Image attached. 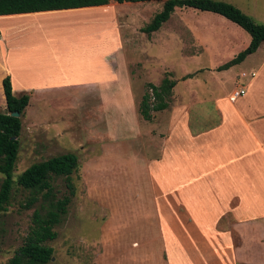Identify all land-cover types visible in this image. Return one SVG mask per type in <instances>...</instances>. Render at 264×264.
<instances>
[{
	"label": "rangeland",
	"instance_id": "374dc122",
	"mask_svg": "<svg viewBox=\"0 0 264 264\" xmlns=\"http://www.w3.org/2000/svg\"><path fill=\"white\" fill-rule=\"evenodd\" d=\"M212 1L229 5L237 1L242 8L245 4V0ZM107 6L102 12L95 13L106 18L112 15V26L117 29L120 39H106L103 46L107 44L108 48L115 40L119 41V50L125 54L120 53L113 59L116 75L107 89L113 92L110 102L114 103L113 108L105 107L104 102L99 105L95 96L87 93L90 87L86 85L96 82L102 88L104 84L101 82L108 75L101 66V56L82 51L85 45L96 42V39L79 38L83 32L80 23L85 20V15L18 16L29 20L31 33L18 41L17 46L22 43V48L17 49L23 50L15 54L20 55L17 58L33 55L41 62L29 72L18 71L12 63L13 72L21 76L24 83L39 82L41 72L54 75L63 66V75L58 76V80L76 82V88L65 86L47 93L26 92L28 104L20 117L13 179L29 165L62 154L74 155L78 163L76 172L71 175L74 196L70 198L66 214L54 228L56 238L47 243L53 249L52 260L47 264L129 261L132 260L129 254L126 256L130 258H127L122 252L126 239L132 243L145 241V258H151L156 250L151 242L155 237L148 239L145 235L154 234L160 226L155 220L151 194L155 177L145 160L156 158L152 141L155 127L152 123H144L138 116L139 95L147 90L148 83L157 85L166 74H171L167 78L177 80L182 73H189L197 67L196 64H207L205 59L187 62L182 58L180 51L185 46V29L187 36L194 39L199 37L197 28L208 26L216 32L220 29L213 22L208 24L210 20L202 16L204 12L176 8L156 32L145 35L141 28L160 10L161 2H109ZM49 15H56L57 19L52 21ZM89 17L87 19L101 16ZM5 50L4 43L0 42V53ZM238 72L234 68L223 76L219 84L223 93L231 91L233 78ZM126 73L132 89L129 92L124 87ZM202 80H206V76L196 77L199 84ZM13 84L11 92L16 97L20 84L17 81ZM184 88L182 82H176L177 90ZM82 93L88 96H81ZM3 112L0 79V113ZM168 175L169 169L164 168L157 178L164 181ZM1 179L0 176V182ZM52 186L56 198L67 194L62 178L55 179ZM162 188L161 192L167 190L163 185ZM26 196V191L13 185L6 211L0 214V264H7L27 232L35 207L21 208ZM158 253L157 258H160Z\"/></svg>",
	"mask_w": 264,
	"mask_h": 264
},
{
	"label": "crops",
	"instance_id": "0c3cea01",
	"mask_svg": "<svg viewBox=\"0 0 264 264\" xmlns=\"http://www.w3.org/2000/svg\"><path fill=\"white\" fill-rule=\"evenodd\" d=\"M237 3L230 5L256 24L264 25V0H245L244 8ZM105 8L108 6L0 16V42L6 47L0 53V79L2 75L8 76L11 87L17 81L18 96L47 93L65 86L76 88V82L58 80L63 75V66L54 75L41 72L39 82L24 83L10 64L14 63L18 71L29 72L41 62L33 55L17 58L20 55L15 53L23 50L17 49L22 48V43L17 46L18 41L31 33L29 20L18 16L79 13L85 15L79 38L96 39L82 47V51L101 56V66L108 75L101 82L102 88L96 82L86 85L90 87L87 93L95 96L99 105L104 102L109 104L105 107L113 108L114 103H110L113 92L107 89L116 75L113 59L123 52L116 40L108 48L107 44L103 46L106 39H120L112 26V15L106 18L95 13ZM204 13L202 16L210 20L208 24L213 22L220 29L216 32L208 26L197 28L196 39L189 38L185 29V46L180 52L187 62L205 59L207 64H196L191 72L173 80L174 86L165 101L167 107L152 113L149 121L143 120L155 127L152 141L156 158L145 162L155 177L151 194L155 220L160 226L154 234L145 236L155 237L151 242L160 258L154 251L146 259L145 241L132 243L126 239L122 252L132 260L97 264H264V41L239 64L219 70L218 67L246 48L250 38L223 17ZM97 15L101 17L87 19ZM48 17L52 21L57 19L56 15ZM234 68L239 72L233 78V88L223 93L219 84ZM241 73H252L253 77L240 78ZM197 76H206V80L199 84ZM176 82H182L184 90H177ZM125 83L127 92L131 91L127 73ZM239 86L244 89V95L230 101V93ZM164 168L169 169V175L162 181L157 176ZM162 185L167 190L161 192Z\"/></svg>",
	"mask_w": 264,
	"mask_h": 264
},
{
	"label": "trees",
	"instance_id": "16d2710c",
	"mask_svg": "<svg viewBox=\"0 0 264 264\" xmlns=\"http://www.w3.org/2000/svg\"><path fill=\"white\" fill-rule=\"evenodd\" d=\"M110 1L117 4L161 2L160 10L141 28L145 35L157 31L175 8L209 12L236 25L249 36V43L233 59L218 67L219 70L239 64L264 41V25L256 24L229 4L212 0H0V16L99 7L106 6ZM167 76L158 86L147 84V90L137 105V113L142 120L149 121L152 113L167 107L165 101L174 86V81ZM1 88L5 112L0 113V214L6 211L13 185L27 192L21 208L26 210L35 207L27 232L7 264H47L53 254V249L47 243L56 238L54 228L61 222L70 198L74 196L71 175L77 170V158L68 153L50 157L29 165L13 179L21 127L20 117L28 104V95L13 96L8 76L1 80ZM11 113H16L18 117L11 116ZM57 178H62L67 191L61 198H56L53 192L52 183Z\"/></svg>",
	"mask_w": 264,
	"mask_h": 264
},
{
	"label": "built area",
	"instance_id": "2783aa9c",
	"mask_svg": "<svg viewBox=\"0 0 264 264\" xmlns=\"http://www.w3.org/2000/svg\"><path fill=\"white\" fill-rule=\"evenodd\" d=\"M240 78H245V77H253V74H245V73H241L239 74ZM244 95V89L242 87H237L235 90H233L230 95H229V100L230 101H234L235 99L241 97Z\"/></svg>",
	"mask_w": 264,
	"mask_h": 264
},
{
	"label": "water",
	"instance_id": "95a60500",
	"mask_svg": "<svg viewBox=\"0 0 264 264\" xmlns=\"http://www.w3.org/2000/svg\"><path fill=\"white\" fill-rule=\"evenodd\" d=\"M10 115L13 117H18V115L16 113H11ZM50 260H52V258Z\"/></svg>",
	"mask_w": 264,
	"mask_h": 264
}]
</instances>
